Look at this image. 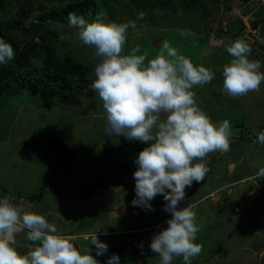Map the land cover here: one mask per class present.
Instances as JSON below:
<instances>
[{
	"label": "rangeland",
	"instance_id": "1",
	"mask_svg": "<svg viewBox=\"0 0 264 264\" xmlns=\"http://www.w3.org/2000/svg\"><path fill=\"white\" fill-rule=\"evenodd\" d=\"M38 1L42 0H37L36 2L15 0L6 10L0 11V20L11 17L18 5L31 6L36 10L38 8ZM156 1L155 4L162 2V0ZM171 1L175 3L177 12L173 10L171 4L168 10H166L161 9L159 5H153L154 3L140 5L139 2L136 3L132 0H111L107 4V9L102 10V5L100 4V11L95 13L89 22H92L97 16H100L105 22H135L136 27L134 29L130 27L127 30V42L122 55L130 54L133 48L139 47L141 51L137 53L138 55L147 52V58L152 59L162 47H160L161 44L159 46L152 45V37L157 36L159 38L157 41L165 39V41L170 42L171 46H173L174 41H178L179 43L181 39L182 42L188 41V39L185 37L187 33H183L184 35L182 33H174L173 36L170 32H158V28L151 27L150 25L176 29L180 27L184 28L189 24L196 26L195 28L198 29L204 27V25L210 26L213 23H218L220 15L222 18L221 24L230 18L228 17L229 12L227 9L222 7L223 3L219 4L215 0H198L199 3L197 1L192 2L191 6H189L190 8L182 6V1L184 0ZM203 4L212 9L208 17H203L205 14V12L203 13V8H201ZM253 8L255 6L249 4L245 12H250L249 10ZM141 13L143 14V18H140ZM191 20L195 22H187ZM145 25H148L150 34L154 36L142 31L141 26ZM78 31L76 27H72L69 24L60 25L57 45L59 48L72 50L75 55L91 67V73H93L95 66L102 58L96 55L94 47L82 43L79 39ZM248 37L253 39V41L256 39L250 35ZM200 38H198V41L201 40ZM209 39L212 38L209 37ZM215 41L216 43L219 42L218 40ZM224 42L231 43V39L226 37ZM205 45L201 47L202 50L200 49V55L203 57L201 62L197 60L198 55H196L194 43L190 45L189 42L176 49L180 54L190 58L195 65L206 67L207 64L210 66L211 62L216 59L212 60V58L208 57L209 54L207 55L206 50L209 49L205 48ZM224 49V61L222 62L220 59L219 64L215 62L211 64L216 67L215 69L219 67L217 83L212 80L203 86H194L195 90L203 93H195V100L197 105L210 117L213 123L228 119L231 125V137L235 139L231 141L230 151L224 152L223 156H221L220 151L208 154L203 161L208 168L204 180L201 182L194 181L190 187H186L183 201L185 203L192 202L194 199L211 191V189L237 181L248 173L252 174V177L251 179L246 178L248 180L246 183H238L236 184L237 186L232 187L234 193L229 194L224 200L218 201V205L214 207L210 206L209 198L192 205L196 213V223L199 227L195 243L202 245V252L199 256L192 258V263L264 264V223L263 225H256L257 229L251 230L253 217L255 216L254 221H258V217L262 215L264 192L261 199L252 201L255 203L251 207L254 212L251 209L249 210L247 216L250 220H248V223L243 221L236 223L240 219L239 217L235 218L236 222H231L234 206L240 205L246 196L243 190H246L249 186H253L255 190L257 189L256 195L258 197L260 192L259 184H264V178L254 175L260 168L264 167V145L256 142V134L264 131V82L261 83L258 91H250L244 96L235 98L229 96L223 88V79L219 78L223 76V66L232 59L227 52V48L224 47ZM249 59L260 61V71L264 72V55L258 56L251 52ZM214 67L209 69L214 71ZM216 72L218 74V71L215 70V75ZM217 77L215 76L214 78ZM95 94V98L98 100L99 95L97 92ZM28 97L30 98V96ZM26 101H28V98H25L24 94L10 96L8 104L5 105V111H0V124L3 122L7 126L9 125L6 139H0V195H3L4 190L8 196L12 197L17 195V193L21 194V196L42 193V198L45 199V205L43 206L49 207L48 204L51 201H56L53 192H57V189L53 190L50 186V188L46 189L43 187L46 184L48 186V184L56 183L59 180L65 184V186H60V190L63 193L69 192L71 194L74 188L76 190L72 202L69 201V197L67 196L61 198L63 206H66V215L69 217V206L72 211L75 208H80V218L83 220L91 219L92 217L86 215L84 211L86 209L84 208V204L87 203L86 207L93 211L98 204L96 201L91 203L87 200L82 205L85 197L83 187L81 186L87 187L90 181L103 179V175L99 172V169L105 165L108 167V169H104L103 171L107 172L105 178L112 180L118 178L119 172L115 170V167L119 163H125L127 159L124 156L118 155V148L114 149L113 146L107 147L103 137L105 122L101 118H97L96 115H93V104H90L91 102L88 100L83 101V104L79 106L58 105L57 107L47 109H42L36 105V102L39 103L40 101L37 96H34L32 102L28 101L27 103ZM102 107L100 105L99 110ZM87 116H91V118H87ZM162 116L165 118V114H161ZM53 139L63 141L73 151L70 155L71 161L68 168L66 165H63L67 169L60 167L65 161L62 152H51L47 148L48 142ZM240 156H244V158ZM235 159H238L239 162H236L235 165L230 164L232 160L237 161ZM229 164L234 166L233 169L226 167ZM55 172H58V174H55ZM76 180L79 186L75 183H70ZM124 184L130 190L129 193L126 188L125 195L130 211L136 215L137 219L144 220L145 215H141L142 212L138 209V206L132 204V201L135 199L133 198L134 193H131L135 189L134 176L126 177ZM96 188H94L95 194ZM219 192L222 193L221 189L218 190ZM221 202L225 206L221 205ZM166 203L164 201V204ZM243 211H246V209ZM234 212H237V210L234 209ZM60 216L58 219L60 231L77 226L71 220L74 219L73 217L65 218L62 215ZM100 217L98 221H102ZM158 218L162 220L165 217L160 215ZM226 221L229 222L228 225H226ZM260 226L263 227L261 230ZM167 227L168 225L166 224L160 231ZM153 228V226H149L142 230L145 240L138 246L133 244L132 239L135 238L134 234L130 241H128L129 235L124 234V240H126L124 243L125 248L123 249L126 255L124 258L125 264H132L135 259L139 260L138 264L140 262H142L141 264H159V256L150 249V243L155 234L152 233ZM224 237L226 241L223 239ZM81 243L86 247L84 250L90 247L92 250L91 254L93 256L96 254L95 246L90 245V241L81 239ZM104 243L108 245L107 252L104 255L96 256L100 264H107L108 257L120 249V242L118 243L117 240L108 239ZM181 262L182 258H174L173 260V264Z\"/></svg>",
	"mask_w": 264,
	"mask_h": 264
},
{
	"label": "clouds",
	"instance_id": "2",
	"mask_svg": "<svg viewBox=\"0 0 264 264\" xmlns=\"http://www.w3.org/2000/svg\"><path fill=\"white\" fill-rule=\"evenodd\" d=\"M68 20L79 30L82 43L94 47L102 58L95 66L91 87L106 110V132L148 144L135 160L136 198L132 204L152 210L149 202L160 194L167 202L164 210L171 213L168 227L153 235L151 251L159 256V264H173L174 258L192 264V258L202 252V245L195 243L199 232L196 213L190 204L182 209L178 205L186 187L204 180L208 168L203 161L208 154L228 152L231 146L229 120L213 123L197 105L192 90L211 82L215 73L195 65L169 41L152 59L147 58V52L138 55L139 47L122 55L127 30L134 29L135 22H105L100 16L88 22L75 13H69ZM227 52L232 59L222 69L225 92L235 98L258 91L264 72L260 61L249 56L251 52L261 56L262 51L251 49L241 38ZM14 56L12 46L0 38V64ZM256 142L264 145V131L256 134ZM257 176L264 178V167ZM14 199L10 195L0 198V264H99L90 247L82 254L72 237L59 234L43 214L14 203ZM25 230L33 244L21 254L16 236ZM90 245L95 246L96 256L108 249L96 234L90 237ZM107 264H121L120 257L113 254Z\"/></svg>",
	"mask_w": 264,
	"mask_h": 264
},
{
	"label": "trees",
	"instance_id": "3",
	"mask_svg": "<svg viewBox=\"0 0 264 264\" xmlns=\"http://www.w3.org/2000/svg\"><path fill=\"white\" fill-rule=\"evenodd\" d=\"M13 1L15 0H0V11L6 10ZM27 1L36 2L37 0ZM109 1L111 0H42L38 1V8L36 10L31 6L18 5L11 17L0 20V38L9 43L15 53L12 61L7 64H0V111H5L4 108L8 104L10 96L24 94L29 102H32L34 96H37L40 101L39 103L36 102V105L42 109L53 108L58 105L79 106L83 104V101L88 100L91 102L90 104H93V108L97 114H104L101 110L103 108L99 110L100 105L97 103L100 101L94 97L95 91L91 87L94 80L91 67L75 55L72 50L59 48L57 40L60 25L69 24V13L82 16L89 22L95 13L100 11L99 9L101 7L102 10L107 9ZM132 1L139 2L140 5L154 3L153 5H159L161 9L166 10H168L171 4L173 10L177 12L176 5L171 0H162L160 4H155L157 2L156 0ZM196 1L198 2V0H184L182 1V6L189 7L192 2ZM215 1L219 4L223 3L222 7L227 9L228 12L231 11V0ZM100 4L102 5L101 7ZM201 8H203V13L205 12L203 17H208L212 9L205 4L201 5ZM253 10L255 8L249 11L251 12ZM253 16L255 17V21L251 23L252 27L260 24L259 34L260 36H264V5L255 10ZM187 22L194 23L195 21L191 20ZM219 23H221V17ZM186 26L197 29L193 25L187 24ZM208 27L209 25L207 27L204 25V27H200L197 30H201L204 37L207 38L209 37ZM202 28L204 31H202ZM241 30V20L235 19L227 24L226 31H223L220 27L213 33V37H227L232 39L238 34H241ZM254 45V48L264 52V45ZM28 101L26 102L28 103ZM8 128L9 125L7 126L1 122V140L6 139ZM103 137L106 145L110 146V134L106 132ZM147 146V143H141L136 140L130 141L124 136H121L117 153L118 155L124 156L127 161L122 164L119 163L117 167L116 171L119 172V177L114 182L116 187H119L125 177L134 175V172L138 168L135 160L140 151ZM47 148L51 152H62L65 161L60 167L67 169L71 161L70 155L73 152L72 149L58 139L50 140ZM63 165H66L67 168ZM55 174H58V172H55ZM70 183H75L79 186L77 180ZM102 183H104V180L98 179L90 181L87 187L81 186L83 187L84 197H90L94 193V188ZM46 185L43 188L51 187L52 189H57L56 191L58 192L60 186L62 187L63 184L62 181L58 180L56 183ZM3 195L8 196L5 190L3 191ZM42 195V193H32L27 196V199L30 201H39ZM124 248V244H121L120 249L115 253L120 257L121 264H125L124 258L126 255L123 252ZM138 261V259H135L132 264H138ZM175 264H182V262Z\"/></svg>",
	"mask_w": 264,
	"mask_h": 264
},
{
	"label": "crops",
	"instance_id": "4",
	"mask_svg": "<svg viewBox=\"0 0 264 264\" xmlns=\"http://www.w3.org/2000/svg\"><path fill=\"white\" fill-rule=\"evenodd\" d=\"M147 26L148 25L141 26L142 27L141 29H142V31L150 34L151 32H149V30H148L149 27H147ZM150 26L158 28L159 29L158 32H164V33L170 32V33H172L173 36H174V33H179V34L187 33L188 35L185 34V37H186V39H188V41L182 42V39H181V42H179V43H178V41H174L173 47L178 48V47H181V45L188 44L189 42H190V45L194 43L195 44V52H196V55H198L197 60H200V62L203 59V57L200 55V52L202 50L201 47L204 44H206L205 48L209 49V50H206L207 55L209 54L208 57L212 58V60L216 59V60H213L212 62H215L217 64H219V59H221L222 62L224 61V51H225L224 47L228 48L232 44V43L224 42L226 37L225 38L215 37L214 40H213V37H211L212 39H209V37L206 38L202 34L201 30L199 31L197 29L190 28L189 26H186L184 28L183 27L176 28L178 30L172 29V28L168 29L165 26H159V25L158 26L157 25H150ZM207 26L208 25H206V27ZM221 26L222 25H220L219 28ZM202 31H204L203 28H202ZM150 35L154 36L153 34H150ZM182 35H184V34H182ZM200 36H201V38H200ZM158 37H161V36H158ZM180 38H181V35H180ZM198 38H200L201 40L198 41ZM157 40H159V38H157V36L152 37V41H151L152 45L154 44L155 46L156 45L159 46L161 44L160 45V47H161L163 45V43L165 42V39H161L160 41H157ZM215 40H218L219 42L216 43ZM249 46H251V49H254L253 45H249ZM213 49H214V51H213ZM203 54H204V51H203ZM263 55H264V53L262 52L261 56H263ZM212 62H211V64H212ZM211 64H210V66H208L209 64H207L206 67H208V68L214 67ZM215 68L216 67H214V69ZM215 70L218 71V74L216 72V75H215L217 77L219 75V67H217V69H215ZM92 75L95 79L94 72L92 73ZM219 78L222 80L223 76H221ZM217 79H218V77L214 78L213 79L214 82L217 83ZM193 91L196 94H203V93H200V91L198 92L197 90H195V88ZM95 93L96 92H94V97L96 96ZM98 100L100 102H98L97 104L103 106V103L100 100V98ZM92 111H93V115H96L97 118H101L102 121L105 122V133H106V128L108 126L107 120H106V110L103 108L102 113H104V114L100 113V115L96 113L94 108H92ZM87 118H91V116H87ZM161 119H164V117L162 116ZM230 138L232 141L233 137H230ZM120 140H121V136L111 134L110 135V146L107 145V147L109 148V147L113 146L114 149H117L119 146ZM223 154H224V152H221V156H223ZM241 158H244V156H242ZM235 160H237V161L232 160L230 162V164L232 163L235 165L236 162H239L238 159H235ZM230 164L226 167L233 169L234 166L230 165ZM117 167H115V170H117ZM104 169H108V167L105 165L104 167H101L99 169V172H101V174L103 175L102 178L104 180V183H102L99 186H96L97 187L96 188L97 189L96 194L93 193L90 197L85 198V200L82 201V205H83V202H85L87 200L90 201L91 203H94L96 201V203L98 204V206L95 207L94 211L91 209H88V207H86L87 203L84 204V208H86V209H84V211L86 212V215H90L92 217L91 219L83 220L82 218H80L81 209L75 208L72 211L71 207H69V206H68L69 217H68V215H66V213H65V209H66L65 207L66 206H63V201L61 200V198L67 196V197H69V201L72 202V200L74 199V195L76 194L75 188L71 192V194H69V192L63 193L62 190H59L58 192H53V196L55 197L56 201L55 202L51 201L48 204L49 207L43 206V205H45V202H44L45 199L44 198H41V200H39V201H30L29 199H27V196H21V194H18V193H17V195L13 196L15 198L13 200V202L14 203H22L25 205V207L29 208V210L36 211L40 214H43L50 223H54L57 226L59 234L72 237V242L74 243V245L79 250H81L82 254H83L84 248H86V247L84 246V244L81 243V239H84L85 241H90V237L95 235V234L97 235L98 239L103 243L105 241H108V239H114V240H117L118 243L120 242V245L124 244L126 241V240H124L125 239L124 234L129 235L130 238L128 241H130V239L132 238V235L134 234L133 236H135V238L132 239V241H133V244L135 246H138L139 244L142 243V241L145 240V236L142 233V230H144V228H147L149 226H153L154 228L152 230V233L156 234V233L160 232V229L163 228V226H165L167 224L166 221L171 218V213H167L166 211H164L165 204H164L163 196L158 194L153 200H151L149 202L152 205V210H147L146 208H144L142 206H138V209L142 212L141 215H145V219L141 221V220L136 218V215L133 214L132 211H130L129 204L127 203V200L125 197L127 187L124 184V180L121 182L119 187H116L114 185V182L117 180V178H115L113 180L112 179H106L105 177H106L107 172H103ZM257 173H255L254 175H257ZM249 174L250 173L243 176V178L238 179L237 181L229 182L225 185H220L217 188H213V189H211V191H209L208 193H206L204 195H201L199 198L194 199L192 202L185 203L182 200L179 202L178 208L182 209V208L186 207L188 204H190V205L198 204L206 198L210 199L209 204H210V206L214 207L215 205H218V201H220V200L222 201L227 196H229V194L234 193V190L232 187H234L238 183H243V182L246 183L248 181V180H246V178L251 179L252 174H250V175ZM131 176H134V175H131ZM3 181H4V179H3ZM62 184H63L62 186H65L64 183H62ZM220 189H221L222 193L221 192L218 193V190H220ZM259 189H260V192L258 194L259 198L256 195L257 189L255 190V187L249 186L246 188V190H243V191H245L246 196L240 205L238 204V205L234 206L233 213H232L233 216L231 217V222H234L236 220L235 219L236 217L240 218L237 222L235 221L236 223H241L242 221L246 222V223L249 222L248 220H250V218L247 216V214H248L249 210L251 209L252 205L255 204L252 201L255 199H261L262 193L264 192V184L260 183ZM53 190H55V189H53ZM128 191L130 193L129 189H128ZM185 191H186V189H185ZM131 193H134L133 198H136L135 189L132 190ZM220 193H221V195H220ZM3 197L4 196L1 194L0 198H3ZM67 205H68V203H67ZM221 205H223V202H221ZM223 206H225V205H223ZM203 207L206 208L205 205H203ZM234 209H236L237 212H234ZM244 209H246V211H243ZM251 210H253V209H251ZM253 212H254V210H253ZM60 215H62L65 218L73 217L74 219H71V220L77 226L76 227H69L64 231H60L59 230V222H58V219L61 217ZM160 215H163L165 218L162 220H159L158 217H160ZM99 217L102 218V221H98ZM254 219H255V216L253 217V220L251 221V226H252L251 230L252 231L257 229L256 225H261V224L263 225V223H264V207L262 208V215L260 217H258V221H254ZM227 221H226V225L229 224V222H227ZM262 228L263 227L260 226V230ZM237 229H238V227H237ZM139 231H140V233H139ZM229 231H231V230H229ZM26 237H27V230H25L22 233H19L16 236V247H17V250L21 254L25 253V250L28 247H30V245L33 244V242L28 241ZM223 239L225 240V237ZM138 251L141 254L139 249H138ZM94 257L96 258V254L94 255Z\"/></svg>",
	"mask_w": 264,
	"mask_h": 264
},
{
	"label": "built area",
	"instance_id": "5",
	"mask_svg": "<svg viewBox=\"0 0 264 264\" xmlns=\"http://www.w3.org/2000/svg\"><path fill=\"white\" fill-rule=\"evenodd\" d=\"M231 11H229L228 17L229 20L223 22L222 24L219 23H213L208 28L209 37H213V33L218 30L219 25L221 24V28L223 31L227 30V24L232 22L235 19H240L242 22V30L241 34H238L234 38H230L231 42L237 39H244L248 44H255V45H264V36H260L259 34V28L260 24L256 27H252L251 23L255 21L254 12L255 10L259 9L262 5H264V0H231ZM249 4H253L255 6V10L251 12H245V9ZM221 17V15H220ZM222 21V18H221ZM248 35L256 38L251 39L248 37Z\"/></svg>",
	"mask_w": 264,
	"mask_h": 264
}]
</instances>
